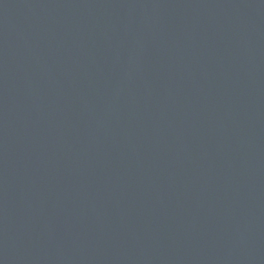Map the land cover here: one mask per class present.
I'll return each instance as SVG.
<instances>
[{
  "label": "water",
  "instance_id": "1",
  "mask_svg": "<svg viewBox=\"0 0 264 264\" xmlns=\"http://www.w3.org/2000/svg\"><path fill=\"white\" fill-rule=\"evenodd\" d=\"M0 264H264V0H0Z\"/></svg>",
  "mask_w": 264,
  "mask_h": 264
}]
</instances>
